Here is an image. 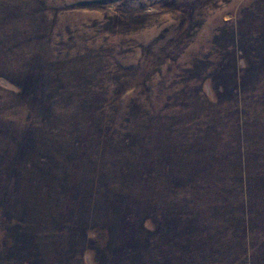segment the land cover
<instances>
[{
	"label": "rangeland",
	"instance_id": "1",
	"mask_svg": "<svg viewBox=\"0 0 264 264\" xmlns=\"http://www.w3.org/2000/svg\"><path fill=\"white\" fill-rule=\"evenodd\" d=\"M0 264H264V0H0Z\"/></svg>",
	"mask_w": 264,
	"mask_h": 264
}]
</instances>
